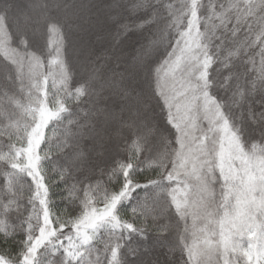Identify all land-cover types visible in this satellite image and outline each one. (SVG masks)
Masks as SVG:
<instances>
[{
    "label": "rangeland",
    "instance_id": "obj_1",
    "mask_svg": "<svg viewBox=\"0 0 264 264\" xmlns=\"http://www.w3.org/2000/svg\"><path fill=\"white\" fill-rule=\"evenodd\" d=\"M90 1L89 13L82 9L85 0H66L63 4V7L68 10L72 9L71 12L74 11L77 14L76 17L78 16L77 29L72 31V36L78 42L74 53L79 54L84 49L88 54L92 45H96L98 48L104 44L112 48L113 46L118 47L121 42L125 41V44L120 48L119 55L123 56L122 59H128L132 55L131 50L133 48L128 36H138L137 31L120 36L117 33L121 22H126V19L120 20L121 14L135 18L128 11V5L135 0ZM259 1L182 0L168 8L167 12L164 7L158 8L159 15L171 25L172 37L173 29H179V33L181 29H185L182 33L185 34L187 40L186 47L190 53L194 54L199 69L197 76L200 77L199 83L204 89L201 94L202 111H206L213 118V121L223 129L221 133L222 147L216 154L217 172L219 173L223 169L224 172L229 173L232 177L231 183L236 185L232 189L231 196V204L235 209V214L230 215L225 210L224 218L220 222L209 218V221H205L204 226L215 230L217 233L223 231L227 235H231L241 226H244L246 234L236 235L235 239L242 242L245 249H253L255 259L252 260V264H256L257 260H260V264H264V258L256 254L253 244L250 243L255 240L264 245V234L261 233V223L264 220V147L253 145L248 149V145L252 143L251 141H255L257 136L263 134H258L259 128L257 126L250 128L246 126L241 120V116L239 117L238 111L241 110L242 115H245L244 108L253 103H259L261 97H264V90L258 96H254L251 90L247 92L248 88L237 92L234 87L237 84L234 81V76H240L252 87L259 85L264 88V82L258 75L264 64V40L260 42L261 47L258 52L252 49L254 41H258L257 36L262 29L264 30V8L259 6ZM31 4L30 0H26L23 10H29ZM3 7V1L0 0V10H3ZM30 18L32 21L37 20L34 15H31ZM244 19H252L255 22L254 24L249 23L253 24L249 25L252 26L251 33L249 32L251 36L247 39L242 37L240 39L238 36L232 37L231 45H222L224 50L222 56L217 57L216 54H213L211 37L216 33V29L222 28L228 34L233 35L234 32H237L235 24L240 22L243 25ZM91 21L96 23L95 29L93 27L92 31L90 24L93 23ZM227 23H230L232 27L226 25ZM111 26L114 30L108 34L107 28ZM151 33L149 31L143 35L144 46L151 38ZM6 37L7 29L5 23L0 19V38ZM125 37L128 39L125 40ZM173 38L180 39L181 37L177 34ZM215 38H217L216 34ZM103 50L104 48L98 49L91 60L95 63L98 60H104L107 63L108 60L104 56L103 58L99 57ZM45 53L49 58L47 60L41 58L43 63L39 67L35 64H26L22 69L21 78L26 84L23 93L26 97L9 104L12 107L11 111L17 115L15 125L18 133L15 138L18 143H14L13 148L0 153V164L5 172V183L8 182L10 186L18 184L21 193L18 199H22L26 203V213L22 220L27 252L30 255L24 257V264H34V262L35 264H67L73 260H76L77 264H130L133 260H137L140 264H183L182 255L172 256L168 254V251L150 254L143 247L144 249L140 248L134 251L132 256L126 257L118 248L113 250L110 240H106V235L96 232V228L109 222L117 230H121L119 225L123 219L117 218L111 210L106 211L109 209L110 203L105 202L106 196L104 202L95 201L92 193L98 187H94L91 182L82 186L85 203L81 207L80 217L74 223L59 225L52 220L46 207L48 187L45 173L42 171L44 179L39 182L38 188L39 174H37L36 179H33L26 171V167L32 162L36 149L39 147L35 142V134L39 128L41 115L47 113L51 117L45 125V129L41 130L42 133L46 131L47 134V127L50 122L62 114L65 115V106L62 104L64 97L69 98L72 93H78L82 88L78 76L81 72L84 73L86 69L79 64H74L77 74L74 73L70 63L62 59V51L55 52V44H50ZM242 59H244L245 64L242 63ZM258 60L261 61L257 63ZM239 63H241L242 71L237 67ZM0 64L6 67V64H12V61L4 55L3 51H0ZM12 67L15 68V65ZM217 68L222 69L218 70ZM251 74H255V76ZM18 75L20 77L21 72H18ZM216 80L219 82L218 88ZM49 90L54 91L56 95L53 93L50 96ZM154 95L160 100L155 91V84ZM156 116L158 120L162 121L160 123L158 121V127L140 123V126L133 129L135 132L133 137L131 136L128 140L125 138L121 143H118V146L119 144L121 146H119L116 155H113L111 160L108 156L104 160V166L102 164L94 169V171L105 169L108 166L109 171L111 168V176L113 177L111 181L103 183V186L119 189L124 183L125 176L130 171V168L124 167L125 154L127 153L124 150L125 147L131 149L136 142L135 146L138 149L136 154L142 166L153 155L155 136L146 137L145 133L149 128L162 130L166 127L165 112ZM203 124L205 128L208 127L206 121ZM108 134L109 140L119 139V136ZM262 138L264 140V136ZM129 156L127 154V162H129ZM94 158L97 159V156ZM121 170H123L124 175L120 174ZM149 172L151 176L155 174L153 171ZM22 178L26 180V183ZM132 179L136 180L133 177ZM183 179V177L180 178L181 182L173 181L172 187L183 188L188 191L189 201H191L194 199V189L191 187L193 181L183 184ZM11 180L13 181L10 182ZM223 181L224 177L221 176L219 183L222 184ZM116 203L119 204L120 202L117 201ZM2 209L5 208L2 207ZM158 210L161 212L159 216H157ZM128 216L131 219L135 218L140 224L136 232L139 239L142 240L146 239L149 232L160 236H165V232H167L166 235L173 231L177 233L178 230L183 232L182 222L177 223L176 205L173 204L169 207L167 199H162L154 206L151 214L145 215L144 209L141 208L140 211L134 212V215ZM4 223L0 220L1 225ZM123 223L127 224L124 227H128V229L133 225L128 224L126 220ZM193 223V217L189 215L188 224L193 225ZM249 228L252 231H248ZM188 236L189 243H192L195 239L193 233L189 232ZM57 244H66L67 246L64 245L65 251L68 248L60 261L53 257L54 247ZM10 257L14 260L17 255ZM0 264H11V262L0 256Z\"/></svg>",
    "mask_w": 264,
    "mask_h": 264
},
{
    "label": "trees",
    "instance_id": "obj_2",
    "mask_svg": "<svg viewBox=\"0 0 264 264\" xmlns=\"http://www.w3.org/2000/svg\"><path fill=\"white\" fill-rule=\"evenodd\" d=\"M4 7L0 10V19L4 23L16 26L17 24L25 26L28 30L32 28H39L43 31L44 24L51 22L54 26L53 38L59 39L62 36L63 43L61 45L62 59L70 63L72 71L77 74L74 64H79L85 72H81L78 77L81 80L82 88L78 93H72L69 98L62 100L65 106V115H60L50 122L46 134L47 143L44 144V151L41 155L45 158L42 161L41 168L45 173L48 193L46 199L47 210L54 222L59 225L74 223L81 215L84 206L83 199V185L90 182L94 187H98L93 191L95 201L104 202L106 193H112L118 188H109L103 186V183L111 181V168L108 171V166L105 169H97L104 160L108 157L111 160L113 155H116L119 146L125 138H130L135 135L133 129L140 126V123H147L148 125L158 127L161 120L157 119V114L164 112L161 107V102L154 95L153 74L150 71V66L154 58H149L144 63L137 60L138 52L144 47L143 35L149 31L153 32L154 26L146 27L142 31H137L138 36H128L132 42V55L128 59H122L119 55L120 48L125 44L113 46L104 44L100 48L92 45L90 52L86 54L84 49L79 54H75L77 40L72 36L73 29H77L76 13L71 12V8L63 7L66 0H30L32 3L29 10H23L26 0H2ZM28 1V0H27ZM178 1L182 0H161V4L156 7L162 8L164 4L171 8ZM155 4V0H150ZM224 2V1H223ZM221 3V2H220ZM90 0H85L82 9L90 12ZM259 6L264 8V0L259 1ZM80 8V6H79ZM258 8V7H257ZM34 15L37 20H31L30 16ZM144 17L143 13H139L135 18L124 16L121 14L120 20H125L129 23L139 21ZM91 31L95 22L91 21ZM124 23V21H123ZM121 22V24H123ZM255 23L252 19H244L243 25L241 23L235 24L237 32L233 35L228 34L222 28L216 29L217 38L211 37L213 54L222 56L224 50L223 44L231 45L232 37H241L247 39L251 36V29ZM226 25L231 24L227 23ZM7 29V28H6ZM55 29H59L58 32ZM152 29V30H151ZM255 29V28H254ZM113 27L107 28L108 34L113 31ZM179 29H173V37L177 36ZM185 31L181 29L180 33ZM8 32V29H7ZM250 32V33H249ZM152 35V33H151ZM224 37L222 38V36ZM220 36V38H218ZM125 37V40L128 39ZM258 41H254L253 50L258 52L261 47V41L264 40V30L257 36ZM129 41V42H130ZM236 45V44H235ZM50 46V45H49ZM48 46V47H49ZM104 48L102 55L108 60L107 63L103 60H98L96 63L91 60L95 56V52ZM236 48V47H235ZM119 49V50H118ZM163 49H161V54ZM41 55L40 53H37ZM233 54V53H232ZM119 56V57H118ZM42 59H48L49 56L45 53L41 55ZM216 61V59H215ZM261 61L258 60L257 63ZM244 63V59H242ZM218 66V63H217ZM239 70L242 71L241 63L237 64ZM218 69V68H217ZM222 68L218 69L221 70ZM8 68L0 64V153L13 148L16 140V123L17 115L14 114L9 105L15 100H23L26 96L23 93L25 89L22 78L16 82H9L4 79V74ZM213 72V70H212ZM216 74H218L216 72ZM236 74V73H235ZM255 76V74H251ZM262 82H264V64L262 70L258 74ZM235 90L247 89L252 91L254 96L262 94L264 88L262 86L252 87L249 82L243 80L240 76H234ZM238 77V78H236ZM19 78V75H18ZM242 80V82H241ZM217 88L219 85L218 80ZM241 82V83H239ZM251 86V89L249 88ZM26 87V86H25ZM50 96L56 93L49 90ZM54 95V96H55ZM257 104V105H256ZM245 115H242L241 110L238 111L239 117L243 120L246 126L258 127V134L255 141H251L248 149L253 145L264 147V121L261 120L260 114L264 113V97H261L259 103H253L245 108ZM156 113V114H155ZM144 120V122H143ZM147 125V126H148ZM119 136V139L109 140V134ZM143 137V135H141ZM108 139V140H107ZM156 140V137H154ZM250 141V140H248ZM134 145L125 147L127 152L125 159L127 162V154L130 155L129 162L135 164L136 170L132 173V177L137 182H145L151 178L150 172L143 167L137 157V148ZM112 153V155H111ZM109 154V155H108ZM101 155V157H99ZM97 156V159L94 158ZM5 172L0 164V220L4 221V225L0 224V252H5L9 256H16L27 249V244L24 237L23 220L26 213V203L22 199H18L21 195L18 184L13 186L5 183ZM26 183V180L22 178ZM21 180V181H22ZM133 182L136 180L132 179ZM11 180L10 182H12ZM9 182V183H10ZM141 185L143 183H140ZM131 199H125L123 206L120 207L117 218L126 220L131 225L130 229L124 227L123 221L119 226L121 230H117L111 224L104 223L96 228V232L101 235H106V240H110L113 250L119 249L124 256H132L133 252L140 248H146L149 253L167 252L172 256H180L181 251L176 248L172 251L171 248L175 244L176 232L168 233V235L160 236L158 234H147L146 239H139L136 230L140 224L135 218H129L128 215H134V212L140 211L137 202L142 200L145 192L141 188L139 191H134L129 194ZM4 207L5 209H2ZM157 216L161 215L158 210ZM111 223V222H110ZM64 245L57 244L54 247L53 257L56 260H61L65 255ZM67 246V245H66ZM143 248V249H144ZM129 259V258H128ZM67 264H77L76 260L69 261ZM130 264H140L137 260L131 261Z\"/></svg>",
    "mask_w": 264,
    "mask_h": 264
},
{
    "label": "snow or ice",
    "instance_id": "obj_3",
    "mask_svg": "<svg viewBox=\"0 0 264 264\" xmlns=\"http://www.w3.org/2000/svg\"><path fill=\"white\" fill-rule=\"evenodd\" d=\"M159 4L161 0H155V4L150 0H135L128 5V11L132 16L143 13L144 17L134 23L124 22L118 26L117 33L118 36L127 35L132 31H142L146 27L154 26L152 36L147 45L138 52L137 60L144 63L149 58H154L150 71L153 74L155 91L165 112L166 127L162 130L149 128L145 133L146 137H156L155 151L140 170L147 169L155 174L142 185L133 182L132 173L137 166L125 162L124 167L130 168V171L119 189L106 193L105 202H110L106 211L111 210L113 215L118 216L123 201L131 199L129 194L143 188L145 195L137 202V206L144 209L145 215L151 214L153 207L162 199L168 200L169 207L176 205L177 223L182 222L183 232L177 231L171 250L179 248L184 258L183 264H252L255 259L253 249H245L242 242L235 239L236 235L246 234L244 226L231 235L223 231L217 233L204 226L209 218L220 222L224 218L225 210L230 215L235 214L231 196L236 185L231 183L232 177L229 173L223 169L217 172L216 154L222 147L223 129L206 111H202L201 94L204 89L199 83L200 77L197 76V61L186 47L185 34L178 32L180 39L172 37L171 25L159 15L156 7ZM163 7L167 12L169 5L164 4ZM5 27L8 29L7 37L0 38V51L12 61V64H6L8 70L4 74V79L9 82L20 80L26 64L39 67L43 63L41 55L45 54L50 44H55V52L62 50V36L53 39L54 26L51 22L44 24L43 31L39 28L28 30L23 25L12 26L7 22ZM55 31L58 32L59 29ZM18 72H21L19 78ZM50 118L47 113L40 117L39 128L35 134V142L39 147L32 162L26 167L33 179L39 174L38 188L39 182L44 179L41 164L45 156L41 153L47 143L46 131L42 133L41 130L45 129ZM260 118L264 121V113L260 114ZM204 121L208 124L207 128L204 127ZM120 174L124 175L123 170ZM221 176L224 177L222 184L219 183ZM181 177L184 178L183 184L193 181L191 187L194 189V199L191 201L188 191L172 187V182H181ZM117 201L120 203L117 204ZM189 215L193 217V225L188 224ZM248 231L252 229L249 228ZM189 232L195 237L192 243H189ZM261 233L264 234V220L261 223ZM250 243L253 244L256 254L264 258V245L255 240ZM26 255H30L27 249L12 260L7 253L0 252V256L11 264H24ZM256 264H260V260Z\"/></svg>",
    "mask_w": 264,
    "mask_h": 264
}]
</instances>
